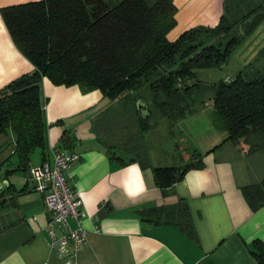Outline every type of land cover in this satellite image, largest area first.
I'll return each mask as SVG.
<instances>
[{"label": "crops", "instance_id": "1", "mask_svg": "<svg viewBox=\"0 0 264 264\" xmlns=\"http://www.w3.org/2000/svg\"><path fill=\"white\" fill-rule=\"evenodd\" d=\"M31 1L38 0H0V9ZM172 1L176 12L175 25L167 34L170 41L190 28L215 26L224 9V0ZM263 44L264 21L239 51L241 64L252 60ZM33 69L0 15V89ZM42 97L47 142L33 166L51 162L59 147L79 156L70 169L71 182L80 194L79 220L88 235L75 264H258L250 246L254 240H264V205L251 210L241 188L262 181L264 154H244L231 141H223L225 132L216 130L209 120L211 99L181 119L182 129L201 155L202 167L187 170L168 188H159L152 167L171 165L147 162L142 166L140 160H146L119 142L116 120L114 127L99 120L107 110L120 111L123 99L111 101L98 89L84 92L78 85H55L46 77ZM3 135L0 162L12 147L6 153ZM6 138L12 141V134ZM108 143L114 145L112 152ZM16 164L12 155L0 167V185L7 183L6 191L0 193H4L0 197V264H59L43 230L48 219L43 195L32 187L27 171L4 175ZM70 225L75 227L76 222L71 219Z\"/></svg>", "mask_w": 264, "mask_h": 264}, {"label": "trees", "instance_id": "2", "mask_svg": "<svg viewBox=\"0 0 264 264\" xmlns=\"http://www.w3.org/2000/svg\"><path fill=\"white\" fill-rule=\"evenodd\" d=\"M223 7L215 26L190 28L173 41L167 38L175 25L172 0H38L1 8L12 41L34 68L0 89V134H12L11 152L0 167L9 156L17 158L4 175L28 171L32 151L46 146L44 77L84 92L98 89L111 101L125 95L117 111L125 123L117 127L135 125L139 134L153 127L151 119L176 122L196 113L210 92L211 125L225 132L223 141L264 152V73L244 69L229 82L213 83L197 77L198 69L220 67L264 21V0H224ZM262 51L264 46L258 55ZM137 100L148 115L138 112ZM130 137L119 141L125 145ZM190 153L184 166L152 167L156 186L168 188L187 170L201 168V155ZM241 191L251 210L264 205V178ZM250 252L264 264V240H254Z\"/></svg>", "mask_w": 264, "mask_h": 264}, {"label": "rangeland", "instance_id": "3", "mask_svg": "<svg viewBox=\"0 0 264 264\" xmlns=\"http://www.w3.org/2000/svg\"><path fill=\"white\" fill-rule=\"evenodd\" d=\"M105 1L114 4L120 0H105ZM249 36L246 37L245 40L235 48V50L232 52L230 57L220 67H214L209 69H198L197 70L198 79L203 83H213L221 78H224V76L226 75L235 76L244 69L245 70L256 69L264 73V51H262L263 53L261 52L259 55L257 52L254 58L250 60L245 66L241 64L242 58L240 57L239 51L242 50V47L244 46V43L249 38ZM263 46L264 44L261 46V48ZM241 54L243 55V53ZM207 94L209 96L211 95L210 92H207ZM208 95H205V99H206L205 101L210 100L208 98L209 97ZM125 97L126 96L124 95L121 99L124 100ZM204 107L205 104L199 106V108H204ZM211 111L212 109L210 110V114ZM114 115H116L115 118L117 119L116 120L117 123L124 125L125 121L119 123V120L124 119V116L120 115V113H118L117 111L114 112V109L107 110L105 113L101 115L99 120H102L105 126L113 125L114 127ZM108 118H109V122L107 121L105 123V120H108ZM209 120H210V115H209ZM149 123H153L154 124L153 127L148 128V130L144 131L142 134L139 133L133 134L135 130L134 126H127L126 128L120 130L119 132L121 133L119 136L120 138H122L124 134L126 135L132 134L129 142L125 143V145L128 146L129 148L128 150L130 152H133V154L137 155V157L139 156L142 157V159L148 161V163H156V164L161 163V165H174L181 167L191 161L190 152L193 150L196 151V149L194 148V145H192L191 138L189 137L188 133L185 134L184 129H182L181 127V124H184V120H180L178 122L177 121L171 122L168 119H159L156 121H153L151 119L149 120ZM6 135H11V133L8 132ZM6 135H3V138H5V143H3V147L6 148V153H8L10 149L9 147L11 145V138L9 139L6 138ZM107 135L110 134L107 133ZM122 144H124L123 141ZM242 148L243 149L239 148L240 151L244 152V154L245 153L247 154L248 144L245 143L244 145H242ZM39 151L40 148H36L30 154V160H31L30 162L32 165L31 167H34L33 165H35L39 160V155H38ZM262 153L264 154V152ZM154 155H156L157 157L154 158L153 157Z\"/></svg>", "mask_w": 264, "mask_h": 264}, {"label": "built area", "instance_id": "4", "mask_svg": "<svg viewBox=\"0 0 264 264\" xmlns=\"http://www.w3.org/2000/svg\"><path fill=\"white\" fill-rule=\"evenodd\" d=\"M224 80L229 82L231 78L226 76ZM78 158L76 152L59 147L51 162L28 169L32 187L43 195L48 214L43 230L59 264H75L78 251L87 242L88 232L79 220L82 202L80 194L72 187L70 173ZM71 219L76 222L75 227L70 225Z\"/></svg>", "mask_w": 264, "mask_h": 264}, {"label": "water", "instance_id": "5", "mask_svg": "<svg viewBox=\"0 0 264 264\" xmlns=\"http://www.w3.org/2000/svg\"><path fill=\"white\" fill-rule=\"evenodd\" d=\"M136 108L140 114L143 113V114L148 115V107L146 106V104H144V102H141V100H137ZM26 177L29 179V172L28 171L26 172ZM29 182L31 183L30 180H29ZM6 187H7V183L5 181H3L0 185V193L6 191Z\"/></svg>", "mask_w": 264, "mask_h": 264}]
</instances>
